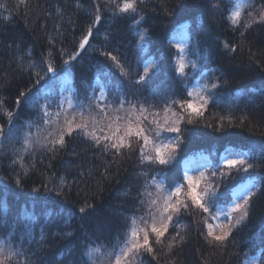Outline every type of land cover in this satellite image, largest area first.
<instances>
[{
	"label": "trees",
	"instance_id": "trees-1",
	"mask_svg": "<svg viewBox=\"0 0 264 264\" xmlns=\"http://www.w3.org/2000/svg\"><path fill=\"white\" fill-rule=\"evenodd\" d=\"M255 2L257 8L264 4V0ZM78 4L81 7H77ZM89 6V0H0V125L4 130L8 128V112L16 119L19 109L17 124L36 117V110L31 104L26 105L21 96L29 88L35 92L39 87L33 84L35 74L29 79L26 66L29 60L38 64L42 57L61 71L66 67L63 60L69 59L68 54L80 51L77 59L70 61V71L61 72L56 80L53 95L58 93L59 96V84L67 76L74 87V99L78 97L86 106L92 102L93 89L97 96V90L109 78L112 84L123 86L128 99L135 101L139 97L143 100L147 90L141 91L133 81L144 75L147 61L156 60L165 70L161 77L165 81L161 88L165 96L172 91L179 98L189 100L184 93L185 83L189 90L196 82L211 89V84L221 76L224 82L222 88L214 90L215 95L206 93L209 103L204 117L186 126L177 163L169 172V183L173 178L179 179L185 158L205 151L210 154L212 163L209 176L200 188L207 187L211 191L215 187L217 194H222L216 202L218 206L230 201L237 186L250 177L264 186V160L250 161L254 168L239 172L233 169L232 175L217 179L220 172L229 171L222 165L216 176L212 175L219 154L225 149L248 151L252 148L259 157V150L264 146V23L259 22L256 9L252 10L251 17H245L252 26L244 29L241 24L238 30L226 18L229 7L226 0L221 3L223 11L216 13L208 0H144L138 6L146 18L139 30L148 32L142 51L138 29L132 27L130 19L112 17L101 5V23L93 27ZM185 24L189 25L188 30L201 50L200 59L191 55L187 58L196 60L205 75L198 81L189 79L181 83L172 65L179 59L174 37ZM89 27L93 28V37L89 45L80 50L78 45ZM106 52L117 57L127 75L121 74L122 69L104 55ZM153 70L154 67L149 68V76ZM186 71L191 74V67ZM40 75L44 73L40 71ZM106 91L109 98L113 96L112 91ZM132 92L138 97L131 95ZM41 94H46V89H42ZM40 104H44L43 99ZM52 105L48 111L59 110L54 106L55 100ZM53 116L51 114L49 119ZM221 118L222 131L219 129ZM31 131L41 139L47 135L42 124L32 127ZM15 148L20 149L21 145L15 143ZM14 159L18 161L15 164ZM143 169L136 154L102 153L75 134L72 138L66 137V146L57 148L55 153L35 145L34 151L25 152L22 157L13 156L9 147L7 152H0V218L7 213L24 232L27 231L24 226L31 223V238L25 240L24 246L38 253L31 257L36 264H66L70 250L74 258H79L78 244L85 234L95 231L109 247L122 239L119 234L123 220L119 209L130 208L137 187L144 191L145 178L138 175ZM20 177L18 188L16 180ZM61 180L65 185L58 189ZM58 190L62 196L56 195ZM129 190L131 196L125 194ZM254 193L247 221L235 226L240 214H234L233 234L227 247L212 248L200 234L207 228L203 218L215 213L217 208H211L210 213L197 210L191 216L183 215L177 225V231L184 237L183 243L172 241L175 233L170 227L164 244H153L157 259L145 256V264H246L255 256L259 257V264H264V190L255 189ZM80 208H84L85 213H80ZM29 218H34L35 222ZM213 222L207 220V223ZM169 244H172L171 250ZM96 264H107L103 255Z\"/></svg>",
	"mask_w": 264,
	"mask_h": 264
},
{
	"label": "snow or ice",
	"instance_id": "snow-or-ice-1",
	"mask_svg": "<svg viewBox=\"0 0 264 264\" xmlns=\"http://www.w3.org/2000/svg\"><path fill=\"white\" fill-rule=\"evenodd\" d=\"M143 2L144 0H119V2L117 0H99V2L89 0L88 11L89 15L92 16V25L95 27L101 23L100 12L101 5H103V10L110 16H118L132 21V27L138 29L137 36L142 42L140 48L143 51V42L148 35L147 30H139L142 29L143 23H146V18L138 7ZM208 2L212 4L214 13L223 11L221 3H224L225 0H208ZM226 2L229 5L226 18L238 30L241 24H243L244 29L252 26L245 17H251L253 9H256L259 22L264 23V4L257 8L255 0H226ZM77 7H81V5L78 4ZM252 21L253 23L256 22L255 17H252ZM188 29L189 25L182 26L179 35L182 37L183 43L177 44L179 59L172 65V71L180 78L181 83L189 79L198 81L200 77L205 75L203 70L198 68L196 60L187 59L188 55L196 57L197 60L201 58L198 41L194 39ZM92 37L93 28L89 27L78 48L84 50ZM231 50L234 51L235 49ZM68 55L69 59L63 60L66 67L61 71H57V68L51 63H46L42 57L38 64L31 60L27 62L29 79L32 80L33 74H35L36 79L33 84L34 86L39 85V87L36 88L35 92L29 88L27 93H21V96L24 97L26 105L31 104L36 110V117L17 124L19 109L16 119H13L12 112H8L7 131L0 125V137H2L0 152H7L11 147L13 156L19 154L22 157L25 152L34 151L35 145H39L41 148H46L48 152L55 153L57 148L63 149L66 146V137L72 138L75 134L85 142L99 148L102 153L112 152L114 156L136 154L140 164L144 166L138 175L145 178V182L143 192L137 187V195L130 201V208L127 210L119 209V214L123 220L122 230L119 234L122 239H118L114 246L109 247L95 231L85 234L78 244L79 258H74L73 252L70 250L66 264H95L101 255L107 264H145V256H151L153 260H156L157 254L153 244H164V238L170 227L175 233L171 238L172 241L182 244L184 237L180 231H177V225H179L182 216L185 214L191 216L197 210L200 213H210L211 208L218 210L209 217L203 218L202 222L207 225V228L205 232L200 234L207 245L212 248L227 247L233 234L231 220H229L227 227L218 224L214 228L213 224L207 223L208 219L219 220L222 212L216 202L222 194H217L215 187L211 191L207 187L200 188L202 181L206 178L203 173L199 178H195L185 170L182 171L179 179L173 178L171 183L168 179L169 172L177 163L176 156L184 141L186 126L193 125L204 117L209 103V95L206 93L215 95L214 90L223 87V77H217V82L211 84V89L194 88L189 91L188 85L184 84L185 95L191 97L195 94L200 101L199 106H196L189 100L179 98L172 91H169L168 95L165 96L161 91L162 85L165 84L161 77L165 70L161 63L156 60H149L145 64L144 75L133 81L141 91L147 90L148 94L144 96L143 100L139 99L136 92L131 93V95L138 97L135 101L128 99L123 86L112 84L109 78L105 81L102 89L112 91L114 101L108 99L107 92L104 90H101V94L97 98L95 89H93L92 102L87 106L77 97L74 104L68 102L69 108L75 109L71 118L65 113L63 126H56L47 130V135L41 139L39 135H33L31 129L38 124H52L49 119L51 113L48 111L53 106L52 100H55L54 106L58 109L63 107V102L59 99L58 93L53 95L54 85L56 80L60 78L61 72L68 73L70 71V61H75L80 55V51H77L75 55L71 53ZM104 55L116 67L122 69V75L128 74L126 70H123L124 66L111 52H106ZM20 59L23 64L24 58L21 57ZM188 66L191 67V74L186 71ZM152 67L154 70L149 76L148 71ZM37 68L44 73V76L40 75V71H35ZM64 79L67 80V76ZM146 80L147 82H145ZM157 80L159 82L154 83ZM42 89H46V94H41ZM154 98L159 103L155 102ZM40 99L44 100L43 105L40 104ZM16 103L19 104V100ZM162 113L163 115H161ZM59 115L58 112L57 117ZM78 117L80 122H77ZM181 125H185V127L182 128ZM208 126L205 125V127ZM229 126H231V120H229ZM223 128V118H221L219 129L222 131ZM15 143H19L21 148H15ZM125 149L127 152L123 153L122 150ZM259 151L260 156L257 157L255 149L252 148L248 151L225 149V153L217 159L212 175L216 176L222 165L229 171L227 173L220 172L217 179L232 175L231 170L233 169L239 172L254 168L255 165L250 161L264 160V146ZM204 159L207 160L208 158L204 157ZM17 162L15 159L13 160L14 164ZM209 163L211 162L209 161ZM20 166L24 168L25 172L27 171L23 164ZM186 168L187 165H185ZM21 181L22 177L16 180V187L21 186ZM64 185L65 182L61 180L57 188L62 189ZM44 187L47 188L48 186L45 185ZM149 189H154V191H149ZM253 189L264 190V186H261L258 180L250 179L246 184L240 186L238 192L232 194L234 199L231 202V210L223 212L225 219L231 217L233 213L240 214L239 219L235 221V226L242 225L250 215L249 202L255 195ZM33 191L39 192L40 189H33ZM48 191L51 192V189L49 188ZM125 194L131 196V190ZM56 195L62 196V192L58 190ZM79 212L85 213V209L80 208ZM29 219L31 222H35L34 218ZM137 221L144 227L141 228ZM24 227L27 228V231H20V228L14 224L7 213L0 218V264H36L31 257L38 255V253L30 251L24 246L25 240L31 238V223ZM67 234L72 235V233ZM168 247L171 250L172 244H169Z\"/></svg>",
	"mask_w": 264,
	"mask_h": 264
},
{
	"label": "rangeland",
	"instance_id": "rangeland-1",
	"mask_svg": "<svg viewBox=\"0 0 264 264\" xmlns=\"http://www.w3.org/2000/svg\"><path fill=\"white\" fill-rule=\"evenodd\" d=\"M181 29H179L177 31V33L174 37V44L176 47H177V44L183 43L182 37L179 35ZM186 51H187V49H186ZM194 88H203V86L200 83L196 82L190 86L189 91H192ZM101 90L106 91V89H102V87H99V89L97 90V96H96L97 98L100 96ZM189 98H190L189 101L194 103L196 106L200 103V101L198 100V98L196 97L195 94ZM59 99H61V101L63 102V107L59 108V110L56 112L49 110V112L51 114H53L54 116H53V118H50V120L52 121V124H50L49 126L44 125V128H46V130H51L52 128H54L56 126H63L65 113H67L68 117L71 118L72 114L75 112V109L69 108V106H68V102H71L73 104L76 102V100L74 99V87H73V84L71 83L70 78H68V77H67V80L63 79V81L59 84ZM108 99L110 101H114L115 98H114V96H112L110 98L108 97ZM113 106H115V105H113ZM126 107H127V105H126ZM57 112L60 113L59 117H57ZM161 115H163V113ZM77 122H80L79 117L77 118ZM40 133H41V131H40ZM168 135H171V134H168ZM204 157H207L208 159L205 160ZM209 160H210V157L207 155H203V156L200 155L197 158H192L189 162H186L184 164V170L183 171L186 170L189 175H192L195 178H199L201 173H203L205 177H208L209 176L208 169L211 166L209 163ZM185 165H187L186 169H185ZM205 165H207V167H205ZM241 185H243V184H240L237 187V189L234 191V193L239 191ZM149 191H154V189H149ZM253 191H255V189H253ZM233 199H234V197L232 195V199L230 201L219 205V209L221 210L222 214H221L219 220H215L213 222L214 228L218 224H223L225 227H227L229 220L233 219V216L235 213H233V215L231 217H229L228 219H225V216L223 215V212L231 210V202ZM240 202L243 203V201H240ZM217 210H216V212H217ZM137 223L140 224L139 221H137ZM140 227L143 228V224H140ZM217 231H218V229H217ZM100 261H101L100 263H102V259ZM97 262H98V260H96L95 264ZM246 264H259V257L255 256L253 258H249L247 260Z\"/></svg>",
	"mask_w": 264,
	"mask_h": 264
}]
</instances>
